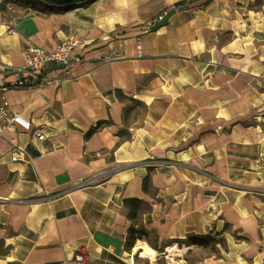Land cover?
I'll return each instance as SVG.
<instances>
[{
  "label": "crops",
  "instance_id": "0c3cea01",
  "mask_svg": "<svg viewBox=\"0 0 264 264\" xmlns=\"http://www.w3.org/2000/svg\"><path fill=\"white\" fill-rule=\"evenodd\" d=\"M12 2L22 8L0 0V85L23 78L31 44L75 36L82 62L6 94L47 138L0 136V264H76L78 246L92 264H140L127 199L147 207L138 219L158 248L229 224L251 243L231 237L205 264H264V194L250 193L264 184V0ZM191 162L225 170L232 187Z\"/></svg>",
  "mask_w": 264,
  "mask_h": 264
},
{
  "label": "built area",
  "instance_id": "2783aa9c",
  "mask_svg": "<svg viewBox=\"0 0 264 264\" xmlns=\"http://www.w3.org/2000/svg\"><path fill=\"white\" fill-rule=\"evenodd\" d=\"M170 17L168 11L159 15L157 23L166 22ZM81 44L75 36H68L61 44L52 49L43 48L37 45H29L25 51L26 66L22 69L24 76L22 79L15 80L8 84L0 85V136L4 131L14 128L25 132H31L35 139L44 141L47 138L42 129H33L32 122L23 115L12 111L10 101L6 94L12 89L20 87H30L45 84L49 79L44 74L47 67L53 65L66 70L81 64L82 59L75 57V50ZM122 55L114 56L109 60H117ZM19 150L12 152L13 161H17ZM93 256L84 246H78L73 252V262L76 264H92Z\"/></svg>",
  "mask_w": 264,
  "mask_h": 264
},
{
  "label": "rangeland",
  "instance_id": "374dc122",
  "mask_svg": "<svg viewBox=\"0 0 264 264\" xmlns=\"http://www.w3.org/2000/svg\"><path fill=\"white\" fill-rule=\"evenodd\" d=\"M6 7L7 8V12H14L20 10L22 8V6L15 4L12 2V0H8V3H6ZM14 14V13H13ZM145 116V108L143 105H135V112L131 113L129 116V123L133 125L134 122H142V119ZM193 166L191 167H195V171H197L199 174H203L204 176L212 179L213 181L217 182L216 180H218L219 182H221L220 184H224L225 186H227V188H231L232 185H227V183H223L221 181V179L225 182L228 181L226 180V171L223 169H219V170H210L207 168H198V166H196V163L191 162ZM200 165L199 167L204 166V164H202V161H200ZM200 169V170H197ZM253 176V174H252ZM221 188L220 186H217V188ZM224 188V187H223ZM222 188V189H223ZM235 188H240V190H242V187H236ZM250 193H261L264 194V184H258L256 183L255 185L251 186V191ZM142 210H147V207H141V209H139V211ZM138 224L140 226H142V223L140 222V217L137 220ZM225 230L222 231L221 236L217 237V239L220 241H225L226 244V248L224 250V248L220 245L217 246V249L215 248H198L193 246L186 254H184L176 263L174 264H205L208 263L210 261V259H219L223 256V254L228 250V239H231V237L233 238L234 241H236L237 243H244V244H250L252 241V238H249L248 235H242V236H235L232 234L233 229L232 226L229 224H225L224 227ZM152 234H150V240H148V242L150 244L155 245V247L158 248V244H157V236L156 233L151 232ZM217 233V232H215ZM179 241V240H177ZM172 244H178V245H182V246H187L178 242H172L170 245ZM168 245V247L170 246ZM167 247H162V248H158L156 249L158 252L164 251ZM161 250V251H159ZM138 262L140 264H153L149 259L143 258L140 256V254L136 255Z\"/></svg>",
  "mask_w": 264,
  "mask_h": 264
},
{
  "label": "trees",
  "instance_id": "16d2710c",
  "mask_svg": "<svg viewBox=\"0 0 264 264\" xmlns=\"http://www.w3.org/2000/svg\"><path fill=\"white\" fill-rule=\"evenodd\" d=\"M84 0H80V1H76L74 3H78ZM72 3V4H74ZM136 104L141 105V103L137 102ZM95 129L90 130L86 137H90L93 133H94ZM149 186H150V178L149 176L144 180V189L146 191H149ZM125 204L128 206H131L130 209V213L127 215L128 218L131 220L132 225L129 228V232H128V239H127V243H126V248L128 250H132V248H134L136 242L138 240H141L143 238H147L148 240H150V234L151 231L147 230L145 227L140 226L137 222L138 220V213H139V209L141 208V206L143 205V201L139 200V199H127L125 201ZM225 230V229H224ZM222 232H211L209 234H205V235H190L187 237V239L185 240H179L176 241L178 243L187 245V246H195L198 248H215L217 249V246L220 245L225 249H227L225 241H219L217 239V237L221 236ZM155 249H158L157 247H155V245L151 244ZM161 251V250H159Z\"/></svg>",
  "mask_w": 264,
  "mask_h": 264
},
{
  "label": "bare ground",
  "instance_id": "6f19581e",
  "mask_svg": "<svg viewBox=\"0 0 264 264\" xmlns=\"http://www.w3.org/2000/svg\"><path fill=\"white\" fill-rule=\"evenodd\" d=\"M192 247L172 244L164 251L158 252L146 238H143L135 247L133 254H140L141 257L149 259L153 264H174Z\"/></svg>",
  "mask_w": 264,
  "mask_h": 264
},
{
  "label": "water",
  "instance_id": "95a60500",
  "mask_svg": "<svg viewBox=\"0 0 264 264\" xmlns=\"http://www.w3.org/2000/svg\"><path fill=\"white\" fill-rule=\"evenodd\" d=\"M49 2H52V3H55L57 5H60V6H64V5H69V4H72L76 1H80V0H47Z\"/></svg>",
  "mask_w": 264,
  "mask_h": 264
}]
</instances>
